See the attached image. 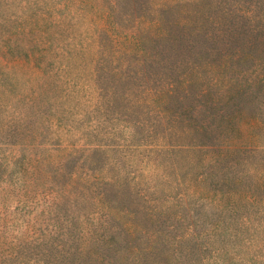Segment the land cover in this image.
Here are the masks:
<instances>
[{"label": "rangeland", "instance_id": "1", "mask_svg": "<svg viewBox=\"0 0 264 264\" xmlns=\"http://www.w3.org/2000/svg\"><path fill=\"white\" fill-rule=\"evenodd\" d=\"M263 1L0 0V264H264V40L209 87L244 108L206 134L219 73L154 28Z\"/></svg>", "mask_w": 264, "mask_h": 264}, {"label": "trees", "instance_id": "2", "mask_svg": "<svg viewBox=\"0 0 264 264\" xmlns=\"http://www.w3.org/2000/svg\"><path fill=\"white\" fill-rule=\"evenodd\" d=\"M199 2V0H197ZM264 4V1L261 5ZM239 5L235 10L221 14L226 16L228 21L226 24L217 26V21L220 19H213V12L206 14L202 12V19L190 16L184 17L178 22H172L163 12H159L158 19L155 21L156 28V55L164 61L175 57L176 59L184 60L188 64L198 66V68L188 67L189 70H198L200 68L207 71H214L219 73L218 77L206 80L203 75L200 78L202 84L205 85L201 93L197 97L202 98L203 112L210 117V121L202 120L200 128L206 133H210V128L214 129L216 124L226 122V132H230L229 128L234 129V121L236 111H241L242 108L232 104L233 97H227L225 100L214 98L211 94V89L224 77L230 75L232 70L233 56L235 50L240 48L241 43L246 44V41H260L264 40V7H259V3H249L247 6ZM206 10H212V5H205ZM236 6V5H235ZM198 16L199 13H197ZM225 25V26H224ZM242 49H245L242 47ZM244 52V51H242ZM161 53V54H159ZM167 62V67L172 74L178 70L180 63L177 64ZM172 77V76H171ZM172 82H179L181 85L188 87L192 86L193 81L187 77L179 79L174 77ZM198 82V81H197ZM196 82V83H197ZM230 94V91H228ZM187 118L194 121L196 119L194 112H197V106L188 105Z\"/></svg>", "mask_w": 264, "mask_h": 264}]
</instances>
